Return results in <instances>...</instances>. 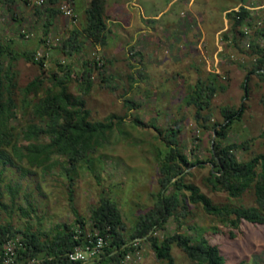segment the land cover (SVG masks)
Wrapping results in <instances>:
<instances>
[{
    "label": "rangeland",
    "instance_id": "obj_1",
    "mask_svg": "<svg viewBox=\"0 0 264 264\" xmlns=\"http://www.w3.org/2000/svg\"><path fill=\"white\" fill-rule=\"evenodd\" d=\"M14 1L9 8L7 0H0V42L44 58V67L24 57L14 60L20 89L16 99L20 100L22 88L31 80L39 75L48 80L53 71L63 75L66 65L74 72L70 92L82 96L77 75L86 61L101 58L103 65L93 69L94 86L84 95L87 107L93 121L118 115L123 122L77 167L36 168L28 176L11 168L6 183L18 179L20 187L17 199L5 193L0 225L17 230L29 226L47 238L82 216L90 232L91 208L101 197H108L121 209L123 232L130 236L139 214L153 208L162 191L159 165L169 149L165 135L174 127L182 151L192 161L199 160L185 171L186 183L198 186L217 206L243 209L256 205L253 190L232 197L213 190L206 179L215 168L211 158L217 138L214 128L215 123L226 121L224 108L241 110L224 145L248 143L237 149L241 161L264 154V80L250 73L255 62L249 46L264 43V0H136L131 8L124 6L127 0H107L105 41L93 43L83 36L84 48L73 55L62 49V43L72 30L82 32L85 27L86 0H76L77 24L64 17L60 0L56 6L60 12L48 31L45 17L51 2L38 7L25 0ZM241 5L248 6L259 22L234 30L228 15ZM49 37H61L62 43L49 42ZM214 74L224 88L212 99V119L206 128L203 119L195 118L196 106L189 103V95L199 79L207 81ZM182 192L186 197L189 194ZM175 233L218 245L227 264H264V224L242 220L236 227L210 214L201 203L188 202L186 210L177 211L157 232L160 236ZM139 249L142 258L136 264H166L149 243ZM171 252L175 264H193L176 243Z\"/></svg>",
    "mask_w": 264,
    "mask_h": 264
},
{
    "label": "trees",
    "instance_id": "obj_2",
    "mask_svg": "<svg viewBox=\"0 0 264 264\" xmlns=\"http://www.w3.org/2000/svg\"><path fill=\"white\" fill-rule=\"evenodd\" d=\"M7 1L9 8H12L15 1ZM59 1L50 0L51 5L47 9L49 22L45 23L48 28L60 12L56 7ZM106 1L91 0L86 10V26L82 32L74 29L63 43L61 41L62 49H66L67 54L79 53L84 48L83 36L93 43L105 41L109 30ZM37 11L41 13L40 10ZM228 16L234 30L243 26L252 28L259 22L246 5H241L238 11L230 12ZM240 31L245 34L243 30ZM225 38L228 39V35L225 34ZM249 46L253 49L255 62L250 73H255L264 80V43L252 42ZM19 57L44 67L43 57L38 59L35 53H20L0 42V208H6L3 201L6 192L12 200L17 199L19 180L12 178L6 183L5 176L11 168L18 170L21 176H28L36 168L44 170L58 166L77 167L96 153L107 134L123 122V116L118 115L110 116L104 121H93L92 111L87 107L84 95H88L94 86L93 69L103 65L101 58L96 62L86 61L83 70L77 75L82 96L70 92L74 72L66 65L63 75L53 71L48 80L43 75L31 80L22 88V96L17 100V91L20 89L13 62ZM131 78L134 80V75ZM222 88L224 86L217 83L214 74L207 81L199 79L189 95V103L196 106L195 118L203 119V126L206 128L212 119V99ZM245 88L248 89L247 84ZM247 94L248 91L246 96ZM240 111L224 108L226 121L215 123L217 138L211 150L215 168L210 171L206 180L213 190L226 191L232 197H239L244 192L253 190L256 205L243 209L217 206L201 193L198 186L186 183L185 171L198 164L199 160L192 161L182 151L177 129L169 128L165 135L169 149L159 165L162 191L153 208L139 214L130 236L123 232V214L114 200L101 197L99 203L91 208V233L97 231L108 234L111 239L100 264H131L127 261V255L134 253L142 243H149L156 257L166 264H175L171 252L173 243L190 257L193 264H227L220 247L205 239L196 241L182 233L171 236L157 234L177 211L181 213V210H186L188 202L201 203L210 214L236 227L242 220L264 224V154L241 161L238 159L237 149L248 147V143L224 145L231 126L240 118ZM21 121L25 122L21 124ZM184 190L189 192L187 197L182 192ZM78 229L82 233L79 234ZM86 232V222L82 216H78L73 225L58 227L47 238H42L29 226L24 230H17L12 225H0V264H4L1 255L4 244L10 237H20L23 243L18 252L21 264H86L69 257V253L77 246L84 245Z\"/></svg>",
    "mask_w": 264,
    "mask_h": 264
},
{
    "label": "built area",
    "instance_id": "obj_3",
    "mask_svg": "<svg viewBox=\"0 0 264 264\" xmlns=\"http://www.w3.org/2000/svg\"><path fill=\"white\" fill-rule=\"evenodd\" d=\"M32 4H36L38 7H45L50 0H25ZM60 9L63 12L64 17L72 21L74 24L78 22V15L75 12L72 0H61ZM25 31V30H24ZM26 36H30V33L25 31ZM50 38V37H49ZM47 38L46 41L49 39ZM61 42V37H53L49 39V42ZM78 233H82L81 229H78ZM86 241L84 245L77 246L73 251L69 253V257L74 261H81L85 263L100 264L99 261L105 252L106 247L110 244V237L108 234H102L95 231L94 233L86 232ZM23 247V243L20 237H10L4 244L1 258L4 264H21L18 259L19 249ZM142 258V253L137 248L134 253L127 255L128 262H134L136 264Z\"/></svg>",
    "mask_w": 264,
    "mask_h": 264
},
{
    "label": "crops",
    "instance_id": "obj_4",
    "mask_svg": "<svg viewBox=\"0 0 264 264\" xmlns=\"http://www.w3.org/2000/svg\"><path fill=\"white\" fill-rule=\"evenodd\" d=\"M73 1V5H74V9H75V12H76V14L78 15V19H79V16H80V13H79V10H78V4H77V1L76 0H72ZM133 1H136V0H130V1H126L125 3H124V6H127V8H131V6H135V3L133 2ZM90 2H91V0H86V8H85V13H84V15H83V17H84V19H85V21H84V23H85V26H86V21H87V18H86V10H87V8L89 7V4H90ZM107 1H106V5H107ZM119 4V2L116 4V5H118ZM255 8H257V7H255ZM131 12H133L132 10H130ZM143 16L145 17V15H144V13H143ZM46 18V20H48L49 21V17L48 16H46L45 17ZM66 18V17H65ZM118 19H114V21H117ZM118 22V21H117ZM119 23V22H118ZM48 27H46V29H47Z\"/></svg>",
    "mask_w": 264,
    "mask_h": 264
},
{
    "label": "water",
    "instance_id": "obj_5",
    "mask_svg": "<svg viewBox=\"0 0 264 264\" xmlns=\"http://www.w3.org/2000/svg\"><path fill=\"white\" fill-rule=\"evenodd\" d=\"M215 137H216V132H215ZM213 144H214V141H213ZM86 264H92V262H90V263H86Z\"/></svg>",
    "mask_w": 264,
    "mask_h": 264
}]
</instances>
